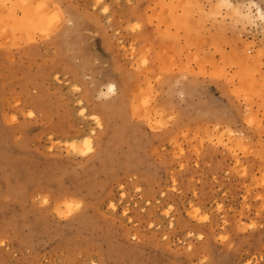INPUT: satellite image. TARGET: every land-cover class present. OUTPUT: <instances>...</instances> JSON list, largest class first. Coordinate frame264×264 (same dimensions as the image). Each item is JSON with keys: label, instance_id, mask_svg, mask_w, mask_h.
I'll use <instances>...</instances> for the list:
<instances>
[{"label": "rangeland", "instance_id": "374dc122", "mask_svg": "<svg viewBox=\"0 0 264 264\" xmlns=\"http://www.w3.org/2000/svg\"><path fill=\"white\" fill-rule=\"evenodd\" d=\"M262 4L0 0V264H264Z\"/></svg>", "mask_w": 264, "mask_h": 264}, {"label": "bare ground", "instance_id": "6f19581e", "mask_svg": "<svg viewBox=\"0 0 264 264\" xmlns=\"http://www.w3.org/2000/svg\"><path fill=\"white\" fill-rule=\"evenodd\" d=\"M231 6V5H230ZM246 6V5H245ZM249 7V6H248ZM248 7L246 8V10L248 9ZM232 8H234V7H232ZM252 8V7H251ZM254 8V7H253ZM255 8H256V6H255ZM250 9V8H249ZM237 10V9H236ZM235 10V11H236ZM238 11H239V9H238ZM249 11V10H248ZM237 12V11H236ZM239 14V13H238ZM256 15L259 17V18H261V10L258 8H256ZM244 17V16H243ZM246 19H248L247 21L250 23L251 21V19L248 17V15H246V17H245ZM7 20V19H6ZM3 22H4V20H3ZM5 23H8V21L6 22L5 21ZM242 57V56H241ZM244 57V56H243ZM242 57V59L240 60V57L238 58L239 59V62L240 63H242L243 65H241V66H243L244 67V65H246V66H251V65H257L258 63H259V59H255V58H252L250 61L246 58V57H244L243 58ZM238 62V63H239ZM107 90L109 91V92H111V91H113V86H110V87H108L107 88Z\"/></svg>", "mask_w": 264, "mask_h": 264}, {"label": "snow or ice", "instance_id": "6c2138e0", "mask_svg": "<svg viewBox=\"0 0 264 264\" xmlns=\"http://www.w3.org/2000/svg\"><path fill=\"white\" fill-rule=\"evenodd\" d=\"M251 6H252V7H255V5H254V4H253V5H251ZM261 7H264V4H262V5H261ZM262 18H264V17H262Z\"/></svg>", "mask_w": 264, "mask_h": 264}]
</instances>
